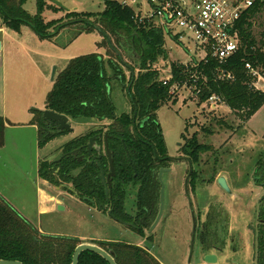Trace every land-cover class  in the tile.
I'll return each instance as SVG.
<instances>
[{
	"label": "trees",
	"instance_id": "1",
	"mask_svg": "<svg viewBox=\"0 0 264 264\" xmlns=\"http://www.w3.org/2000/svg\"><path fill=\"white\" fill-rule=\"evenodd\" d=\"M25 2L26 0H0V19L5 26L19 31L24 25L39 39L51 40L61 28L81 24L84 25V32L97 31L102 36L103 41L98 43L99 48L105 46L109 49L106 52V62L102 53L98 52L71 58L57 73L44 105L46 109L71 118L108 120L110 124L102 125L62 144L61 156L65 153L66 155L57 161H40L37 174L49 183L60 185L62 190L78 199L84 196L96 198L99 203L111 209L112 215L119 220H132L125 210L130 189H136L135 205L138 216L144 213L150 221L156 213L159 194L157 171L176 160L168 155L156 115L160 106L176 100L170 93L172 85L190 89L199 103H207L209 97L215 95L220 99L218 104H224L231 111L243 112L245 119L264 102V91L253 87V78L244 67L246 61L264 66V31L259 40L251 31L252 19L261 13L264 0H255L237 24L240 48L236 54L221 64L214 58L206 61L191 59L187 64L172 61L171 77L167 82L158 79V71L152 66L159 58H167L162 33L147 22L135 21L128 7L105 1L100 12L68 11V19L59 23V20L44 21L41 16L46 9L43 0H36L35 14H30L23 8ZM54 8L57 9L55 6ZM120 39H123V44ZM114 42L135 60V66L123 59L122 52L115 47ZM106 65L111 70L110 75ZM122 65L130 72L125 87L130 112L116 115L107 88L112 80L124 85L126 80ZM136 69L137 74H134ZM220 70L230 73L231 79L220 78ZM5 123L0 117V147L4 143ZM33 123L38 127L47 126L40 111ZM204 130L207 134L211 133L210 129ZM103 131L111 135L108 147L113 153L115 168L108 199L99 178L101 170L107 172L109 169L108 159L103 155L98 158V164L89 163L91 158L84 147L91 135ZM61 133L47 135L40 131L38 145H43L51 137ZM96 140L98 144L101 143L99 138ZM78 147H81L80 153L85 154L81 161H77L76 155L67 153ZM210 149V145L197 141L195 135L182 147L184 156L181 157L190 167L187 183L192 188L200 182L192 166L199 162L202 153ZM96 152L100 153L98 148L93 149L92 154ZM213 216L210 219L215 222ZM259 218L264 219V206L260 207ZM137 232L144 236L142 227ZM81 242L83 241L76 237L40 232L0 195V259L17 260L23 264H71L73 252ZM89 242L111 252L117 264H161L147 249L137 245L117 240ZM209 248L208 245L202 247L205 251ZM256 262L264 264V223L258 224ZM78 264L109 263L94 252L84 251L79 255Z\"/></svg>",
	"mask_w": 264,
	"mask_h": 264
},
{
	"label": "rangeland",
	"instance_id": "2",
	"mask_svg": "<svg viewBox=\"0 0 264 264\" xmlns=\"http://www.w3.org/2000/svg\"><path fill=\"white\" fill-rule=\"evenodd\" d=\"M43 1L46 9L41 16L45 22L59 20L57 22L63 23L68 19V11L97 13L104 8L103 0H58L66 10L55 6L49 0ZM23 8L28 13L35 14L36 0H26ZM0 24L8 31H15L5 26L1 19ZM21 28L24 33L15 38L23 40L22 47L30 52L21 56L15 52L8 53V69L4 74H1L0 66V93L3 94L7 117L4 120L13 125H20L12 130L17 135L18 146H5L6 165L1 166L4 178L9 174L12 181L8 180L15 186L19 184L21 191L27 194L25 203L28 211L35 223L37 221L47 234L81 238L94 233V230L101 233L120 231L124 228L127 233H123V239L136 238L133 230L111 221L113 219L110 216L104 215L106 211H102V214L90 206V202L80 201L62 190L60 185L44 183L37 174L40 161L58 160L62 153V144L91 131L99 122L90 118H72L69 121L72 131L53 136L41 146L36 140L23 142L27 140L26 135L30 131L19 129L31 115L33 122L37 112L43 109L46 95L54 82L51 80L53 66L63 69L71 58L92 52L102 53L106 62V52L109 49L105 46L98 47V43L103 41L102 36L97 31L84 32V25L71 24L61 28L51 40L41 41L27 26H21L19 31ZM251 31L259 40L264 31V7L261 13L252 19ZM163 39L167 58H159L152 65L158 71V79L162 80L170 73V62L187 64L192 58L198 57L192 44H180L168 35H164ZM119 41L124 43L123 39ZM114 45L122 52L123 59L135 66V60L115 42ZM47 58H53L55 62L50 66L49 72L43 75L40 66L46 67L42 61H48ZM10 60L12 63H9ZM122 69L125 72L124 85L121 86L117 80H112L108 85L116 115L130 112L129 98L125 91L130 72L126 66L122 65ZM106 70L110 75L111 70L107 65ZM137 70L134 74H137ZM56 75L57 72L55 77ZM255 88L264 91V79L260 80ZM172 95L176 100L163 104L156 111L168 155L184 156L182 147L193 135L200 143L210 145L211 149L202 153L199 162L192 166V170L200 179L195 188L186 181L190 169L188 162L180 157L181 162L170 163V171L163 174L164 210L154 229L151 232L144 230V245L148 246L147 250L151 254L169 264L201 262V243L198 234L193 233L191 214L193 212L196 230L199 232L206 213L212 207L213 210H218V232L222 230L223 225L221 213L224 211V215L228 216L226 242L219 253L220 263L251 264L253 233L249 225H256L259 201L264 197V102L245 119L243 112L231 111L224 104H217V108L212 109L210 102L199 103L196 96L186 87L174 90ZM204 128L210 129L211 133L207 134ZM37 138H40L38 134ZM221 175L228 179L231 193L225 192L217 185L216 178ZM39 188L47 192L46 189L50 188L56 193H51L56 198L57 192H60L63 209H59L55 201L43 200ZM135 192V189L128 190L126 197L125 210L130 214L136 211ZM41 207H45L46 211L39 212ZM101 222L114 228L108 225L101 227Z\"/></svg>",
	"mask_w": 264,
	"mask_h": 264
},
{
	"label": "built area",
	"instance_id": "3",
	"mask_svg": "<svg viewBox=\"0 0 264 264\" xmlns=\"http://www.w3.org/2000/svg\"><path fill=\"white\" fill-rule=\"evenodd\" d=\"M128 7L138 22H147L162 35L182 44H192L198 57L196 61L216 59L220 64L237 53L240 48L237 24L243 13L255 0H103ZM163 35V36H164ZM194 57V56H193ZM244 67L253 78V87L264 79V66L246 61ZM171 75L164 78L167 82ZM220 78L231 79L230 73L219 71ZM170 87V93L178 89ZM210 104L220 103L212 95Z\"/></svg>",
	"mask_w": 264,
	"mask_h": 264
},
{
	"label": "crops",
	"instance_id": "4",
	"mask_svg": "<svg viewBox=\"0 0 264 264\" xmlns=\"http://www.w3.org/2000/svg\"><path fill=\"white\" fill-rule=\"evenodd\" d=\"M5 27H3L2 24H0V66H1V74H4L5 72H7V55L8 53L12 54V52H15L16 55H27V53H29L30 51L25 50L22 45L24 46V41L21 40L20 38L16 39L15 37H17V35H22L24 33L23 28H21V31L19 32H15V31H8V29H6ZM20 37V36H19ZM22 38V37H21ZM40 40V39H39ZM42 41V40H41ZM15 42V43H14ZM48 61L43 60L42 64L46 65L45 66H40V68L42 69L41 73L43 75H45L46 73L49 72V68L52 64H54L55 61H53V58H47ZM9 63H12V60L9 61ZM46 69V70H45ZM60 70L62 69H58V67L56 68V72L58 73ZM46 72V73H45ZM3 94L0 93V117L5 119L6 117V107L4 108V102L2 99ZM217 105L212 104L211 108L212 109H216ZM45 105L43 106L44 109ZM33 119L32 115L25 120V122L22 123V125H24L22 128L19 129H26L29 133L28 135H26L27 140L23 141H30V142H34V140L37 141L38 143V138H37V134H38V128L37 125L33 122H31V120ZM6 122V121H5ZM20 125H13L12 123H5L4 126V143L3 145L0 147V195L2 197H4L10 204H12L14 206V208H16V210L22 214L25 218H27L30 222H32V224H34V226L36 228H38V230L42 233L47 234L41 227V225L36 221L32 219L33 217L31 216V214L28 211L27 205L25 203V198L27 196V194H25L23 191H21V188L18 185H13L12 182H10L9 180H11L9 174L6 178H4L3 176V172L1 170V166L6 165L5 161V156H7L6 153V145H12L14 147L18 146L19 142H16V137L17 135L12 131L14 128H17ZM16 135V136H15ZM39 135V134H38ZM23 137H25V135H22ZM9 159V158H7ZM9 179V180H8ZM40 179V178H39ZM12 181V180H11ZM41 181H43L44 183H48L46 180L41 179ZM228 182V179H227ZM37 183L40 184V182ZM13 185V186H12ZM228 185L231 189L230 183L228 182ZM41 191V198L43 200H48V201H55V205H62L61 203V194L60 192H57V190H55L57 192L58 198L54 197L53 194L51 193H55L53 190H51L50 188L46 189L48 190H42L41 188H39ZM232 191V189H231ZM47 192V193H46ZM50 193V194H49ZM62 193H64L62 191ZM56 194V193H55ZM67 196V195H65ZM46 208L45 207H41L39 212H45ZM100 212V211H99ZM102 213V212H101ZM103 214V213H102ZM106 216H108L107 214H104ZM108 219H110V217H108ZM114 221L116 223H119L115 220H111ZM103 225H101V227H105L108 224L101 222ZM120 224V223H119ZM122 225V224H120ZM108 227H111L110 225H108ZM124 227V226H123ZM112 229L114 227H111ZM124 232H123V231ZM94 233L86 235L85 237H81L79 239L81 240H85V241H92V240H117V241H125L127 243L133 244V245H137L140 247H143L145 249H148V246L144 245V237H141L140 235L136 234V238H131V239H123V236L126 232V230H124V228H121L120 231H115V230H111L110 232H106V231H101V233H96V230L93 231ZM103 233V234H102ZM127 233V232H126ZM129 235V234H128ZM132 237V236H129ZM204 253L200 254V258H201V262L197 261L194 264H204V261L202 260V256ZM218 255V254H217ZM161 264H169L166 261H163L162 259H160L158 256H155ZM219 259V255L217 256ZM218 263V262H217ZM189 264V263H188Z\"/></svg>",
	"mask_w": 264,
	"mask_h": 264
},
{
	"label": "flooded vegetation",
	"instance_id": "5",
	"mask_svg": "<svg viewBox=\"0 0 264 264\" xmlns=\"http://www.w3.org/2000/svg\"><path fill=\"white\" fill-rule=\"evenodd\" d=\"M68 117V123H69V121H70V119H72L71 117H69V116H67ZM75 119H77V118H75ZM90 119H95V118H90ZM95 121H97V122H99V125H97L94 129H96V128H98V127H100V126H102V125H108V124H110V121H108V120H98V119H95ZM46 123H47V126H45V127H38L37 126V128H38V134L40 133V131L43 133V134H47V135H55V134H53V132H56V124L55 123H53V122H51V121H48V120H46ZM69 125H70V123H69ZM71 126V125H70ZM94 129H92V130H94ZM73 129H72V127H71V130L70 131H72ZM69 131V132H70ZM63 132H67L66 130H62V133ZM91 137H93L94 139H93V145H92V150H91V153H93V149H96V148H98L99 149V151H100V153L98 154L97 152H96V154H92V157H90V155H89V153H88V150L86 149V151H87V155L91 158V159H89V163H95V164H98V158L99 157H101V156H103V155H105L106 156V158L108 159V156H107V154H106V144H105V142L107 143V146H108V139L111 137V135L109 134V133H107L106 131H103V132H101V133H97V134H93V135H91L89 138H88V141H89V139L91 138ZM97 138H99L100 139V141H101V143L100 144H98L97 143ZM106 140V141H105ZM88 143V142H87ZM86 143V144H87ZM86 144H84V145H86ZM79 148H81V147H78V148H76V149H73V150H71V151H69V152H67L68 154H70V155H76L75 156V158L77 159V161H81L82 159H84L85 158V154H83V153H80L81 151L79 150ZM86 148V147H85ZM108 149H109V147H108ZM74 150H77L75 153H70V152H72V151H74ZM110 150V149H109ZM111 151V150H110ZM111 153H112V151H111ZM64 155H66V153L65 154H62V157L64 156ZM112 155H113V153H112ZM61 157V156H60ZM171 157V156H170ZM181 157V156H180ZM180 157L179 156H177V157H171V158H173V159H176V160H174V162H181L182 160L180 159ZM53 161H57V160H53ZM172 163V162H171ZM108 164H109V161H108ZM161 168V167H160ZM163 168H169L170 169V165L168 166V167H163ZM159 170V169H158ZM170 171V170H169ZM169 171H167V172H164L163 174H165V173H168ZM101 172H104L103 170H101L100 171V175H101ZM110 172V166H109V169H108V171L107 172H104V174H105V176L108 174ZM157 174H158V171H157ZM114 175H115V173H114ZM188 176V175H187ZM186 176V177H187ZM99 178H100V176H99ZM113 177H111V179H112ZM258 177H256V179H257ZM110 179V180H111ZM217 179V178H216ZM157 180H158V178H157ZM162 180H163V175H162ZM187 181V180H186ZM100 182H101V180H100ZM111 182V181H110ZM158 183H159V181H158ZM259 183V182H258ZM260 183H262V182H260ZM102 184V183H101ZM103 187H104V185H102ZM262 186H264V182L262 183ZM111 187V186H110ZM109 187V188H110ZM159 189H160V184H159ZM131 190V189H130ZM136 190V189H135ZM108 193H109V189H108ZM106 196V195H105ZM89 198V197H88ZM106 198L108 199V196H106ZM92 199V198H91ZM93 200V203H90V206H92V207H94L97 211H100V212H105L106 211V214L108 215V212L109 211H111V209H109V208H107L105 205H103L102 203H99L98 201H97V199L95 198V199H92ZM80 201H82V197L80 198ZM158 201H159V194H158ZM158 201H157V204H156V208H157V210H156V213H155V215L152 217V221L150 222V221H148L147 220V218H146V215L143 213L142 215H140V216H138V210H137V208L135 207V209H136V211L135 212H132L131 214L130 213H128L129 214V216H130V218L132 219L131 221H123V222H125V223H128V224H130V225H127V224H122L124 227H128V228H130V230H133L136 234H138V232H137V229H139L140 227H142L143 228V232H144V230L146 229V231H148V228L151 226V224H152V222L154 221V219H155V217H156V215H157V212H158ZM164 206H165V197H164ZM262 206H264V197L259 201V210H260V207H262ZM100 207V208H99ZM211 208V210L209 209V212H207L206 213V215H205V220H204V222L203 223H201V226H200V230H199V232H197V230H196V226H197V224H196V219H195V217L192 215L193 214V212H192V214H191V216H192V222H193V233L194 234H198V238H199V240H200V243H201V249H202V247L204 246V245H208L210 248L208 249V251L210 250V252H208V253H214V254H218L219 255V253H221L222 252V250H223V248H224V246H225V240H226V233L225 232H227V230H226V223H228V216L226 217L225 215H224V211H223V213H221V216L223 217V225H222V230L220 231V232H218L217 231V224L219 223L220 224V221H218V217H216V215H218V210H213L212 209V207H210ZM144 211H146V209L144 208L143 209ZM211 211H212V213H211ZM111 213H112V211H111ZM212 214H214L215 216H213ZM212 216H213V218H214V220H215V222L214 221H212L211 219H210V217L212 218ZM116 218V217H115ZM144 218V221L147 223V225L146 226H144L143 225V221H142V219ZM114 220V219H113ZM116 221V220H115ZM261 221V222H260ZM260 223H264V219H260L259 218V212L257 213V223H256V225H249V227L251 228V230H252V228H254V233H253V231H252V233H253V243H252V252H251V255H252V263L251 264H257V262H256V234H257V231H258V224H260ZM221 234V235H220ZM139 235V234H138ZM141 236V235H140ZM141 237H144V236H141ZM194 237V236H193ZM193 240V239H192ZM222 243H223V245H222ZM203 250V249H202ZM204 251V250H203ZM206 252V251H205ZM217 255V256H218ZM218 262V263H217ZM204 264H208V263H205L204 262ZM214 264H221L220 263V261H219V259H218V257H217V261H216V263H214Z\"/></svg>",
	"mask_w": 264,
	"mask_h": 264
},
{
	"label": "water",
	"instance_id": "6",
	"mask_svg": "<svg viewBox=\"0 0 264 264\" xmlns=\"http://www.w3.org/2000/svg\"><path fill=\"white\" fill-rule=\"evenodd\" d=\"M49 1L52 4H54L55 6L61 7V8L66 10V8H64L62 3L59 2L58 0H49ZM56 68H57L56 66H53L52 71H51V80L52 81H54V79H55ZM107 92L110 93V87L109 86L107 88ZM39 111L42 113V117L45 120L51 121V122L56 124V127H57L56 132L57 133L62 132V130H66V131L71 130V126L68 123V117L66 115L54 112V111L46 109V108L39 110ZM56 132H53V134H55ZM93 139L94 138L91 137L89 139L88 143L86 145H84V147H86V149L88 150L90 157H92L91 150H92V145H93ZM105 144H106L105 145L106 146V154L108 156V161H109V166H110V172L106 176H105L104 172H101L100 180H101L102 185H104V194L106 196H108V189L111 186V182H110L111 180L110 179H111V177L114 176L115 168H114V163H113V155H112L111 151L108 149L106 142H105ZM76 151L77 150H74L70 153H75ZM169 170H170L169 168H163V167L159 168V170H158L157 178H158V181L160 184L158 212H157V215H156L153 223L148 228V232H151L154 229V227L157 225V223L159 222V220L162 216V213L164 210V182L162 180V175L164 172H167ZM216 182H217V185L222 190H224L225 192L231 193V189L228 185V182H227V179L225 176H222V175L218 176L216 179ZM82 201H88L90 203H93V200L91 198L86 197V196L82 197ZM57 207L59 209H63L62 205H58ZM108 216H110L112 219L116 220L117 222H119L121 224L130 225L128 223L123 222L122 220L115 218L114 215H112L111 211L108 212ZM142 221H143V225L146 226L147 223L144 221V218L142 219ZM252 231L254 233V228H252ZM84 251H91V252L98 254L99 256L104 258L109 264H117L111 252H108L105 249H103L102 247H100L99 245L92 243V242H89V241H83L76 246V248L73 252L71 264H78L79 255ZM201 253H204L202 256V260L205 263H208V264L216 263V261H217V255L216 254L208 253L207 250H206V252H205V250L204 251L202 250ZM0 264H23V263L20 261H17V260L0 259Z\"/></svg>",
	"mask_w": 264,
	"mask_h": 264
}]
</instances>
